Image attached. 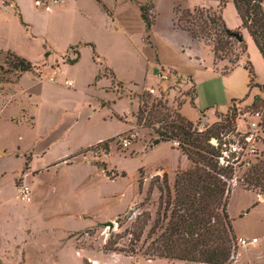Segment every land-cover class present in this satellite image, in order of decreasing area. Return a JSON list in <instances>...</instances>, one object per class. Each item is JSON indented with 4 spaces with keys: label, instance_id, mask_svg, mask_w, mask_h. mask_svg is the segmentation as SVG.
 Listing matches in <instances>:
<instances>
[{
    "label": "rangeland",
    "instance_id": "1",
    "mask_svg": "<svg viewBox=\"0 0 264 264\" xmlns=\"http://www.w3.org/2000/svg\"><path fill=\"white\" fill-rule=\"evenodd\" d=\"M35 1L0 5V264H203L149 260L140 252L127 256L106 250L110 245L105 243L111 237L114 247L127 249L130 223L149 214L146 234L160 207L152 177L165 171L172 187L176 171L191 165L176 142L152 144L157 138L152 126L137 118L143 101L162 97L172 110L184 101L181 114L199 129L223 121L236 104L264 109V89H246L242 65L227 75L214 72L204 39L202 44L172 28L173 9L180 15L186 7L212 0H147L154 16L149 30L130 11L128 22L111 20L107 8L131 7L137 13L135 0ZM219 4L206 8L217 10ZM223 18L229 29L244 35L255 80L264 84V61L232 3ZM75 45L79 59L70 65L66 58L75 57L69 49ZM6 50L27 58L36 69L23 73L11 68ZM233 58L231 52L224 54L218 67H230ZM175 68L187 73L182 80L174 83L173 73L166 82L157 77ZM187 76L196 84L194 105L183 95L192 89ZM150 87L156 93L148 97L143 92ZM205 109L207 115L200 116ZM98 138L111 139L96 143ZM123 138L130 141L126 147ZM88 142L96 144L72 156L69 164H57L63 154ZM30 157L39 172L24 179ZM25 182L31 189L29 203L16 198L15 186ZM250 183L238 180V187L230 186L227 211L234 235L259 240L240 246L236 235L232 264H264V178ZM128 208L119 225L115 220L111 229L99 224Z\"/></svg>",
    "mask_w": 264,
    "mask_h": 264
},
{
    "label": "trees",
    "instance_id": "2",
    "mask_svg": "<svg viewBox=\"0 0 264 264\" xmlns=\"http://www.w3.org/2000/svg\"><path fill=\"white\" fill-rule=\"evenodd\" d=\"M231 1L241 26L246 29L264 60L263 0ZM224 4L225 0H220L217 10L206 7L185 8L180 15H177L179 10L175 8V26L187 32L192 38L200 41L204 39V43L211 47L215 65L218 59H223L224 54L233 53L231 66L224 67L222 72L233 69L241 57H246L243 66L248 71V86L256 85L263 90L264 84L254 83L256 74L248 59L244 39L238 40L234 36L235 32L239 33L238 30L229 29L221 16ZM138 7L140 16L149 30L153 24L149 13L152 7L148 2L138 3ZM90 45L93 48V44ZM6 53L11 68L23 72L34 70L35 65L29 60L10 51ZM74 54L75 57L73 59L67 57L66 62H75L79 53L74 50ZM143 94L151 96L147 92ZM183 95L188 97L191 105H194L193 86L191 93L185 92ZM258 101L256 99L254 102ZM180 105L172 110L162 97L154 98L150 104L143 101L138 107L137 118L139 123L143 120L145 126H152L160 140L176 142L177 148L189 160L190 167L176 171L172 187L165 172L161 176H153L152 184L159 191L160 207L146 234L149 214L139 216L130 223L127 249L114 247L111 237L105 243L110 246L105 249L120 250L127 256L140 252L149 260L165 258L192 263L230 264L235 254L233 245L235 235L227 211L231 192L227 180L233 175V169L219 165L218 158L221 153V134L232 130L236 113L231 108L232 112L225 115L223 121L199 129L194 122L179 112ZM212 138L218 140L217 145L210 142ZM257 178H264V156L239 175V180L246 185H251L250 182ZM159 180L162 181L161 186L158 185ZM142 181L143 179L140 185ZM126 213L119 214L114 219L118 225Z\"/></svg>",
    "mask_w": 264,
    "mask_h": 264
},
{
    "label": "built area",
    "instance_id": "3",
    "mask_svg": "<svg viewBox=\"0 0 264 264\" xmlns=\"http://www.w3.org/2000/svg\"><path fill=\"white\" fill-rule=\"evenodd\" d=\"M1 4H5V0H0ZM36 3H43L36 0ZM46 6V5H45ZM48 8V6H46ZM53 73L55 71L53 70ZM158 77L164 81H168L171 77L169 73H158ZM53 80V77H49ZM178 78H174V83ZM67 85H71L70 81H66ZM149 94H155L153 87L146 90ZM233 111L235 114V124L231 131L221 134V153L218 158L219 165L223 167H231L233 175L227 180L228 184L236 186L239 176L236 175L237 170H246L259 158L264 156V109L247 108L241 109L236 104ZM210 142L214 145L218 144L216 138H212ZM129 139L123 138V147L128 146ZM93 151V150H92ZM16 197L20 202H28L30 200V188L25 183L16 186ZM257 237L237 238L238 245L247 246L257 243Z\"/></svg>",
    "mask_w": 264,
    "mask_h": 264
},
{
    "label": "crops",
    "instance_id": "4",
    "mask_svg": "<svg viewBox=\"0 0 264 264\" xmlns=\"http://www.w3.org/2000/svg\"><path fill=\"white\" fill-rule=\"evenodd\" d=\"M6 2H5V4H1V2H0V5H2V6H5V5H10L11 3V0H5ZM42 1V0H41ZM77 1V0H76ZM147 0H135V2H137V3H135V4H137L136 6H137V13L135 12V11H133L132 10V12H131V7H128V8H119L118 6H116V5H114L112 8H111V10L110 9H108L107 8V11H108V13H109V15H110V17H111V20L113 21V22H116L117 24H120V23H122V22H128L129 21V19H130V16H131V14L133 13V14H135V16H137L138 18L140 17V19L142 20V18H141V16H140V10H139V7H138V3H145ZM200 1V0H199ZM43 2V1H42ZM218 3H219V0H212V4H205L203 1H201V4L200 5H197V6H193V7H186V8H190V9H192V8H194V7H208V6H217L218 5ZM229 3H232V1L231 0H227V2H226V4H225V6H223V8H222V10H221V15H222V18H223V11H224V8L229 4ZM233 4V3H232ZM44 5H46V6H48L47 5V3L46 2H44ZM262 5L264 6V0H263V2H262ZM45 6V7H46ZM16 7H18V6H16ZM234 7V6H233ZM210 8V7H209ZM152 9V8H151ZM263 9H264V7H263ZM234 10H235V8H234ZM129 11H130V16H129ZM172 11H174V9L172 10ZM236 12V11H235ZM174 13V15H173V17H172V28L175 30H179V31H182V32H185L184 30H182V29H180V28H178V27H176L175 26V12H173ZM236 15H237V13H236ZM238 16V15H237ZM239 18V17H238ZM153 22H154V16H153ZM169 19L171 20V11H170V13H169ZM223 20H224V18H223ZM240 20V19H239ZM143 21V20H142ZM224 22H225V20H224ZM226 23V22H225ZM240 25H241V21H240ZM242 29H245V28H242ZM246 30V29H245ZM242 32V31H241ZM247 32V31H246ZM187 33V32H186ZM188 34V33H187ZM189 35V34H188ZM249 35V34H248ZM190 36V35H189ZM242 36H244L243 34H242ZM251 38V37H250ZM195 39V38H194ZM243 39H244V37H243ZM198 40V39H197ZM252 40V39H251ZM199 42H201L200 40H198ZM244 41H245V39H244ZM253 42V41H252ZM202 43V42H201ZM245 43H246V41H245ZM89 45L90 44H92V43H88ZM203 44V43H202ZM254 44V43H253ZM205 45V44H204ZM247 45V44H246ZM206 46V45H205ZM70 47H73L72 49L73 50H77V45H75V46H70ZM70 47H69V49H70ZM93 47H94V44H93ZM206 47H208V46H206ZM95 48V47H94ZM208 49H209V51H210V53H211V56H212V61H211V67H212V70L214 71V72H219V73H221V74H223V75H227V74H229V73H231L233 70H235L236 68H238L239 66H241L242 65V68L246 71V74H247V84H246V89L247 90H250L253 86H251V87H249L248 86V83H249V75H248V71L244 68V62H245V58L244 57H241L240 59H239V61H238V64L233 68V69H231V70H228V71H226V72H222V69L221 68H219L218 67V63L215 65L214 63H213V54H212V52H211V49L208 47ZM257 49V48H256ZM7 51H10V52H13V51H11V50H6V51H4V52H7ZM78 51V50H77ZM2 52V51H1ZM247 52H248V48H247ZM13 53H15V52H13ZM79 53V52H78ZM16 54V53H15ZM260 54V53H259ZM18 55V54H17ZM19 56H21V55H19ZM47 56V55H46ZM21 57H23V56H21ZM25 58V57H24ZM69 58V57H68ZM74 58V57H73ZM72 58V59H73ZM25 59H27V58H25ZM69 59H71V58H69ZM78 59H79V55H78ZM78 59L75 61V62H73V63H69L70 65H72V64H74V63H76L77 61H78ZM263 59V58H262ZM28 60V59H27ZM241 61H243V64H241ZM264 61V60H263ZM32 63V62H31ZM66 63H68V62H66ZM36 69V68H35ZM105 69L107 70V67H105ZM54 71H55V73L54 74H56V70L55 69H53ZM171 72H169V74L170 73H173V76H174V78H178V79H180V80H182L183 78H184V75L185 74H187L186 72H184L182 69L181 70H178V69H171L170 70ZM26 72H28V71H26ZM41 72V71H40ZM23 73H25V72H23ZM22 73V74H23ZM108 73L110 74V75H112L113 76V78H114V75H113V73L111 72V71H108ZM22 74L19 76V78H18V80L22 77ZM100 76L101 75H99V73L96 75V77H95V80L97 79V78H100ZM111 76V77H112ZM53 77V76H52ZM157 77H158V75H157ZM159 78V77H158ZM255 79H256V77H255ZM53 80H54V77H53ZM53 80H51V81H53ZM187 80H189V82L190 83H192V86L194 87V90H195V99H196V97H197V91H196V84H195V81H194V79L191 77V76H187ZM71 82V81H70ZM166 82V81H165ZM72 83V82H71ZM120 83V82H119ZM254 83H257V81L256 80H254ZM234 100V99H233ZM236 100H238V99H236ZM235 101V100H234ZM184 103V101L181 103V105H180V107H179V112H180V110H181V107H182V104ZM194 104H195V100H194ZM22 111L24 110V109H21ZM214 112V111H213ZM181 113V112H180ZM207 113H208V109H205V110H200V116L202 115V116H204V115H207ZM183 115V114H182ZM10 119H11V121L12 122H15V116H10ZM112 138V137H111ZM111 138H107V139H103V138H98L97 140H95L96 141V143H98V142H100V141H103V140H108V139H111ZM161 141V140H160ZM96 143H93V142H88L85 146H82V147H80L78 150H71V151H69V152H67V153H65V154H63V156L61 157V159L60 160H58V162H57V164H60V166H63V165H65V164H69V163H67L68 161H70V159H71V157L72 156H76L77 154H79L80 152L79 151H81V150H84V149H87L88 147H90L91 145H93V144H96ZM174 143V142H173ZM174 145L176 146V144L174 143ZM177 147V146H176ZM184 155V154H183ZM32 161H31V157H30V160L28 161V162H26V167H28L27 168V171L26 172H24V174H23V176H24V179L26 178V177H28L29 175H32V174H35V173H37V172H39V169H33V167H32ZM190 167V166H189ZM165 171H160V173H159V175L161 176L162 175V173H164ZM15 180V179H14ZM168 182H169V184H171V180L168 178ZM143 183V182H142ZM25 184L26 185H28L26 182H25ZM29 186V185H28ZM16 187V186H15ZM235 187H238V186H233V188L232 189H234ZM29 188H30V186H29ZM232 189H231V191H232ZM30 193H31V189H30ZM17 198V197H16ZM32 198H31V195H30V200L28 201V202H21V203H29V202H31L32 200H31ZM260 199L261 200H264V199H262L261 197H260ZM19 201V200H18ZM20 202V201H19ZM255 206V204H253L252 205V207H254ZM128 210H130V208H128L125 212H128ZM63 213H67V212H63ZM115 218H112L111 220L113 221ZM76 231V230H75ZM234 232V231H233ZM237 234L235 233V236H236ZM236 237H242V238H251V237H257V236H255V235H252L251 237H243V236H241V234L240 235H237ZM259 240V239H258ZM258 242V241H257ZM235 257L236 256H234V258H233V261L235 260ZM165 259V258H164ZM168 260V259H167ZM171 261H178V262H183V261H181V260H171ZM231 264H232V262H231Z\"/></svg>",
    "mask_w": 264,
    "mask_h": 264
},
{
    "label": "water",
    "instance_id": "5",
    "mask_svg": "<svg viewBox=\"0 0 264 264\" xmlns=\"http://www.w3.org/2000/svg\"><path fill=\"white\" fill-rule=\"evenodd\" d=\"M234 36H235L238 40H241V39L243 38L242 35L239 34V33H237V32L234 33ZM255 98L257 99V97H255ZM159 141H160L159 138H155V139H153L152 144L154 145V144L158 143ZM113 224H114V222H113L112 220L102 223V225H103L104 227H108L109 229H111V228L113 227Z\"/></svg>",
    "mask_w": 264,
    "mask_h": 264
},
{
    "label": "bare ground",
    "instance_id": "6",
    "mask_svg": "<svg viewBox=\"0 0 264 264\" xmlns=\"http://www.w3.org/2000/svg\"><path fill=\"white\" fill-rule=\"evenodd\" d=\"M93 263H94V264H97V262H96V261H93Z\"/></svg>",
    "mask_w": 264,
    "mask_h": 264
}]
</instances>
